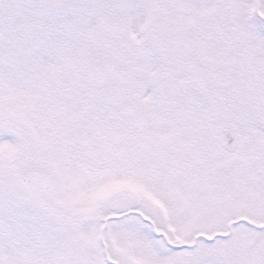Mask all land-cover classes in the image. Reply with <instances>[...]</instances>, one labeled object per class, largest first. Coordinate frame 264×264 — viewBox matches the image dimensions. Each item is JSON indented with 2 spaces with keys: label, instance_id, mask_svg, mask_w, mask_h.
Wrapping results in <instances>:
<instances>
[{
  "label": "snow or ice",
  "instance_id": "6c2138e0",
  "mask_svg": "<svg viewBox=\"0 0 264 264\" xmlns=\"http://www.w3.org/2000/svg\"><path fill=\"white\" fill-rule=\"evenodd\" d=\"M0 264H264V0H0Z\"/></svg>",
  "mask_w": 264,
  "mask_h": 264
}]
</instances>
